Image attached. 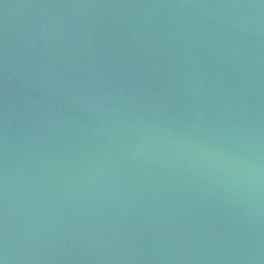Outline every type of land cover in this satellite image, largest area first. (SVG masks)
Here are the masks:
<instances>
[{
  "label": "water",
  "instance_id": "1",
  "mask_svg": "<svg viewBox=\"0 0 264 264\" xmlns=\"http://www.w3.org/2000/svg\"><path fill=\"white\" fill-rule=\"evenodd\" d=\"M0 264H264V0H0Z\"/></svg>",
  "mask_w": 264,
  "mask_h": 264
}]
</instances>
